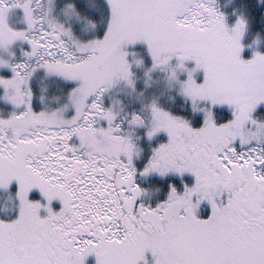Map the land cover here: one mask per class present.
Returning a JSON list of instances; mask_svg holds the SVG:
<instances>
[{"label":"snow or ice","instance_id":"1","mask_svg":"<svg viewBox=\"0 0 264 264\" xmlns=\"http://www.w3.org/2000/svg\"><path fill=\"white\" fill-rule=\"evenodd\" d=\"M264 264V0H0V264Z\"/></svg>","mask_w":264,"mask_h":264},{"label":"rangeland","instance_id":"2","mask_svg":"<svg viewBox=\"0 0 264 264\" xmlns=\"http://www.w3.org/2000/svg\"><path fill=\"white\" fill-rule=\"evenodd\" d=\"M89 264H92V261L91 260L89 261Z\"/></svg>","mask_w":264,"mask_h":264}]
</instances>
